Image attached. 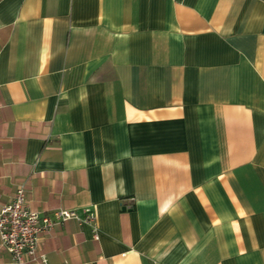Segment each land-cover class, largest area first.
Listing matches in <instances>:
<instances>
[{"label": "crops", "instance_id": "1", "mask_svg": "<svg viewBox=\"0 0 264 264\" xmlns=\"http://www.w3.org/2000/svg\"><path fill=\"white\" fill-rule=\"evenodd\" d=\"M20 186L96 214L45 264H264V0H0V207Z\"/></svg>", "mask_w": 264, "mask_h": 264}, {"label": "built area", "instance_id": "2", "mask_svg": "<svg viewBox=\"0 0 264 264\" xmlns=\"http://www.w3.org/2000/svg\"><path fill=\"white\" fill-rule=\"evenodd\" d=\"M68 220L89 226L92 238L98 240L96 214L92 209L86 208L80 215L63 209L40 215L26 205L24 187L20 186L11 202L0 207V245L14 264H45V258L37 254L40 235Z\"/></svg>", "mask_w": 264, "mask_h": 264}]
</instances>
